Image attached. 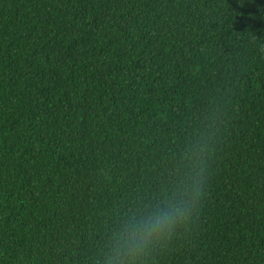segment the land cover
<instances>
[{
    "label": "trees",
    "instance_id": "1",
    "mask_svg": "<svg viewBox=\"0 0 264 264\" xmlns=\"http://www.w3.org/2000/svg\"><path fill=\"white\" fill-rule=\"evenodd\" d=\"M264 264V0H0V264Z\"/></svg>",
    "mask_w": 264,
    "mask_h": 264
},
{
    "label": "clouds",
    "instance_id": "2",
    "mask_svg": "<svg viewBox=\"0 0 264 264\" xmlns=\"http://www.w3.org/2000/svg\"><path fill=\"white\" fill-rule=\"evenodd\" d=\"M193 187L189 201L168 202L130 219L122 233L116 234L112 255L105 264H135L145 248L166 238L178 224L188 223L192 219L190 212L197 210V201L203 196V191L195 188V184Z\"/></svg>",
    "mask_w": 264,
    "mask_h": 264
}]
</instances>
